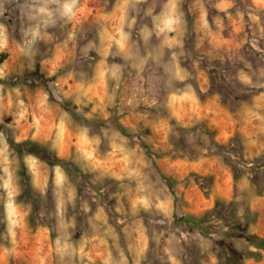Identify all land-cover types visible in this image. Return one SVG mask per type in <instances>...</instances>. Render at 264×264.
Segmentation results:
<instances>
[{
	"label": "clouds",
	"instance_id": "clouds-1",
	"mask_svg": "<svg viewBox=\"0 0 264 264\" xmlns=\"http://www.w3.org/2000/svg\"><path fill=\"white\" fill-rule=\"evenodd\" d=\"M0 264H264V0H0Z\"/></svg>",
	"mask_w": 264,
	"mask_h": 264
}]
</instances>
